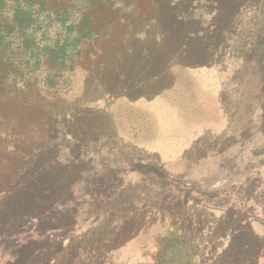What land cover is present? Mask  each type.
<instances>
[{
  "label": "rangeland",
  "instance_id": "374dc122",
  "mask_svg": "<svg viewBox=\"0 0 264 264\" xmlns=\"http://www.w3.org/2000/svg\"><path fill=\"white\" fill-rule=\"evenodd\" d=\"M47 4L68 5L74 26L91 29L84 60L79 42L50 93L62 114L80 112L79 134L91 139L85 168L120 167L137 182L144 172L137 163L158 162L174 188L161 195L153 186L155 198L92 229L93 219L83 216L81 228L35 232L47 240L14 264H236L233 246L243 238L234 236L264 233V0ZM67 29L61 27L63 38ZM47 74H40L41 85ZM16 81L12 74L0 79V205L8 207L0 221L9 223L10 212L21 208L24 195L13 194L25 185L42 128L41 113L29 110L36 97ZM61 119L67 118H59L63 131ZM63 137L58 154L66 159L70 138ZM122 218L127 224L120 228ZM131 229L137 234L119 239ZM18 248L1 241L0 264H13ZM252 248L251 264H264V244L254 241Z\"/></svg>",
  "mask_w": 264,
  "mask_h": 264
},
{
  "label": "trees",
  "instance_id": "16d2710c",
  "mask_svg": "<svg viewBox=\"0 0 264 264\" xmlns=\"http://www.w3.org/2000/svg\"><path fill=\"white\" fill-rule=\"evenodd\" d=\"M69 8L68 5L49 6L47 0H0V79L12 74L16 82L21 80L24 83L25 89L36 97L29 110L31 113L40 112L42 123L39 142L29 152L31 160L28 172L24 174L25 185L13 194L17 199L20 194L24 195L19 199L21 208L10 212L14 215L10 223L0 221V242H16L19 247L12 252V260H9L13 264L24 257L21 252L26 248L47 240L34 238L35 232L43 236L54 229L65 231L77 225L81 228L83 222L80 219L83 216L86 222L93 219L89 228L92 229L107 218H113L121 209L138 204L140 199L147 201L155 198L151 189L153 186L159 185L161 195L170 193L174 188L158 162L137 163L135 169L144 171L140 174L142 179L137 182L127 180L120 167L109 165L101 170L85 168L87 161L84 155L91 139L79 134L76 118L80 112L74 110L70 115L62 114L54 105L56 94H50L57 84V74H62L65 65L72 60L70 49L73 51L79 42L82 44L83 51H78L81 57L77 54L81 63L87 51L85 49L90 46V40L86 39L89 36L88 27L74 26L72 18H68ZM66 25L67 35L63 38L61 27ZM42 72L48 73L44 85L39 81ZM259 77V91L263 95L262 71ZM43 88L46 90L43 91ZM43 93L48 99H39ZM61 116L67 118L61 119L67 124L63 131L57 126ZM260 120L264 124V111ZM63 136L70 138L66 159H61L58 154ZM151 175L158 176L162 182L155 184ZM4 207L0 205V211L8 210ZM118 223L122 224L120 228L127 224L125 218ZM29 231H32L31 235L27 233ZM132 231L125 235L120 232L119 239L125 240L138 232ZM23 233L30 236L21 239ZM234 237L243 238V245L233 246L236 264H251L254 259L252 242L261 241L264 244V233L247 229Z\"/></svg>",
  "mask_w": 264,
  "mask_h": 264
},
{
  "label": "bare ground",
  "instance_id": "6f19581e",
  "mask_svg": "<svg viewBox=\"0 0 264 264\" xmlns=\"http://www.w3.org/2000/svg\"><path fill=\"white\" fill-rule=\"evenodd\" d=\"M224 55V54H223ZM232 58V57H231ZM241 61V60H240ZM239 62V61H238ZM250 62V61H249ZM249 65H250V63H249ZM253 65V64H252ZM235 66V65H234Z\"/></svg>",
  "mask_w": 264,
  "mask_h": 264
}]
</instances>
